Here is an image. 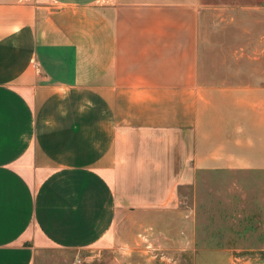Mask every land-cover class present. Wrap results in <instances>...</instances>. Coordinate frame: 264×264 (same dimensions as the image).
Listing matches in <instances>:
<instances>
[{"label": "crops", "instance_id": "0c3cea01", "mask_svg": "<svg viewBox=\"0 0 264 264\" xmlns=\"http://www.w3.org/2000/svg\"><path fill=\"white\" fill-rule=\"evenodd\" d=\"M212 12L262 20L207 41ZM263 20L264 0H0V264L117 255L124 211L169 256L248 248L235 206L264 214ZM144 253L110 264H167Z\"/></svg>", "mask_w": 264, "mask_h": 264}, {"label": "rangeland", "instance_id": "374dc122", "mask_svg": "<svg viewBox=\"0 0 264 264\" xmlns=\"http://www.w3.org/2000/svg\"><path fill=\"white\" fill-rule=\"evenodd\" d=\"M258 14L255 13H240V14H230V13H208L204 15L203 19V38L211 39L212 34V26L214 22L217 21H249L252 25L259 23L262 19L260 18ZM264 21V20H263ZM259 29L258 26L255 28V26H252L251 29V35L252 38H257L259 36ZM261 179H259V176L252 179L250 183V192L254 193V191H260L261 188ZM211 180H204V183H209ZM255 187L257 189H255ZM209 186H206L205 190H202L201 192L204 194V198H206V203L209 205H206L202 207L203 213L205 215H209L211 213V210H214V208L210 205L209 198L211 197V189H209ZM248 202H251V200H248ZM259 201L256 202V205ZM187 207H191V203H186ZM194 208V207H192ZM241 208L240 210L243 213H250L252 220V236L250 239H244L245 246L248 248L242 247H235L236 251H234L230 255H221L216 254L212 252V247L204 246L203 245V251L201 253L196 254H172L169 256V254L164 253L162 250L163 248L160 246L162 239H157L156 236H154L152 233H149L148 231H140V235H146L147 240L152 245V248H154L153 252H150L146 249L147 242L140 238L139 235L137 237L136 235V229L132 226L131 217L128 215V212L124 211L123 215L118 217V220L116 222V225L118 228L120 226L123 227V243H119L120 245L117 247V255H115L112 251L104 250L103 252H99V250H91V252L87 253V256H90V260H87V262L80 261L79 264H110L112 257L117 256L118 258H121V256H126L128 251H132V247L141 248L144 251H148V253H144L145 256L148 258L150 257L153 260L159 261L162 260L164 263L167 264H193L196 262V264H264V251L261 250L264 245V230L261 228L262 225H264V214L261 215H253L254 213L257 214L259 212L258 207H254L253 205H241V206H235V209ZM187 209V208H186ZM264 209V208H263ZM189 210V209H187ZM219 210V209H218ZM224 210H227V207H224ZM262 211V210H261ZM195 211L194 213H196ZM240 212V211H238ZM261 213V212H260ZM204 218L203 225L208 226L210 222L205 221ZM120 225V226H119ZM242 223L240 224V226ZM261 225V226H260ZM255 228V230H254ZM254 230V231H253ZM135 233V234H134ZM259 234L262 236L260 237ZM132 235H135V240H137L134 244L130 243L132 241L133 237ZM121 241V242H122ZM242 241V239H241ZM205 242V239H204ZM237 245V244H236ZM122 248V250H120ZM156 253L155 258H153V254ZM68 257L67 254L52 250L48 251L44 254H42L38 258V264H62L63 260ZM83 260V258H82Z\"/></svg>", "mask_w": 264, "mask_h": 264}, {"label": "built area", "instance_id": "2783aa9c", "mask_svg": "<svg viewBox=\"0 0 264 264\" xmlns=\"http://www.w3.org/2000/svg\"><path fill=\"white\" fill-rule=\"evenodd\" d=\"M140 238H143L146 242H147V245H146V249L148 250V251H150V252H153L154 251V248H152V245L149 243V241L147 240V237H146V235H140L139 236ZM145 251V253H148V251ZM153 254V258H155V256L154 255H156V253H152ZM80 263V261L78 260V261H76V264H79Z\"/></svg>", "mask_w": 264, "mask_h": 264}]
</instances>
